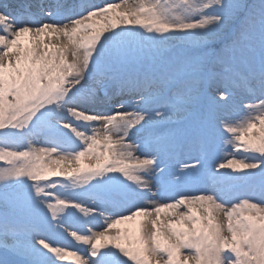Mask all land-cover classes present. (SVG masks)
<instances>
[{
	"label": "snow or ice",
	"instance_id": "snow-or-ice-1",
	"mask_svg": "<svg viewBox=\"0 0 264 264\" xmlns=\"http://www.w3.org/2000/svg\"><path fill=\"white\" fill-rule=\"evenodd\" d=\"M0 264H264V0H0Z\"/></svg>",
	"mask_w": 264,
	"mask_h": 264
},
{
	"label": "bare ground",
	"instance_id": "bare-ground-1",
	"mask_svg": "<svg viewBox=\"0 0 264 264\" xmlns=\"http://www.w3.org/2000/svg\"><path fill=\"white\" fill-rule=\"evenodd\" d=\"M95 3H103L104 0H94Z\"/></svg>",
	"mask_w": 264,
	"mask_h": 264
}]
</instances>
